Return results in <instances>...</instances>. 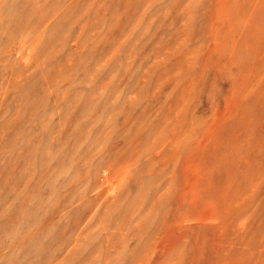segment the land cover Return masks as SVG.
<instances>
[{"label":"rangeland","instance_id":"1","mask_svg":"<svg viewBox=\"0 0 264 264\" xmlns=\"http://www.w3.org/2000/svg\"><path fill=\"white\" fill-rule=\"evenodd\" d=\"M0 264H264V0H0Z\"/></svg>","mask_w":264,"mask_h":264}]
</instances>
